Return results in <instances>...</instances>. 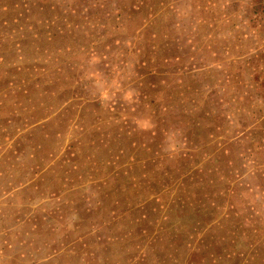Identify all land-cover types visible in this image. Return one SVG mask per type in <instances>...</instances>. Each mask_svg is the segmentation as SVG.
<instances>
[{
    "label": "rangeland",
    "instance_id": "374dc122",
    "mask_svg": "<svg viewBox=\"0 0 264 264\" xmlns=\"http://www.w3.org/2000/svg\"><path fill=\"white\" fill-rule=\"evenodd\" d=\"M0 264H264V0H0Z\"/></svg>",
    "mask_w": 264,
    "mask_h": 264
}]
</instances>
